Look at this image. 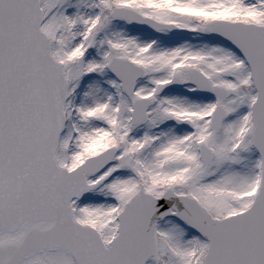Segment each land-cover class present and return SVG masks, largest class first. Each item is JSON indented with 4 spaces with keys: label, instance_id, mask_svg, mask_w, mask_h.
I'll return each mask as SVG.
<instances>
[{
    "label": "snow or ice",
    "instance_id": "6c2138e0",
    "mask_svg": "<svg viewBox=\"0 0 264 264\" xmlns=\"http://www.w3.org/2000/svg\"><path fill=\"white\" fill-rule=\"evenodd\" d=\"M0 264H264V0H0Z\"/></svg>",
    "mask_w": 264,
    "mask_h": 264
}]
</instances>
